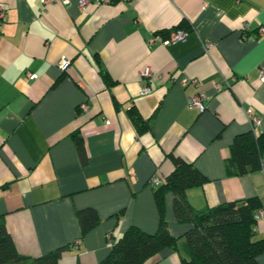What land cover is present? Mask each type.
Listing matches in <instances>:
<instances>
[{"label": "crops", "instance_id": "crops-1", "mask_svg": "<svg viewBox=\"0 0 264 264\" xmlns=\"http://www.w3.org/2000/svg\"><path fill=\"white\" fill-rule=\"evenodd\" d=\"M97 1L0 0V216L17 252L66 246L58 264H96L129 226L155 232L149 179L164 180L174 158L207 179L186 190L192 209L255 197L264 210V170L236 175L229 164L236 135L264 133V0ZM176 29L184 40L161 43ZM197 94L201 110L189 104ZM132 111L147 123L140 132ZM173 197L165 194L164 218L178 248L144 264L188 257L190 225L176 221ZM84 207L99 222L81 236ZM254 238L264 239V218Z\"/></svg>", "mask_w": 264, "mask_h": 264}, {"label": "trees", "instance_id": "trees-1", "mask_svg": "<svg viewBox=\"0 0 264 264\" xmlns=\"http://www.w3.org/2000/svg\"><path fill=\"white\" fill-rule=\"evenodd\" d=\"M103 78L109 82L106 74ZM130 119L140 132L147 127L136 112ZM75 147L82 163L86 155L82 138L78 135ZM229 164L236 175L258 170L264 159V133L255 135L249 131L233 138L229 146ZM174 169L164 180L154 186V198L159 209V221L155 232L148 233L137 226H129L110 246L108 255L96 264H144L165 249L177 250V238L172 236L164 218V197L173 194V211L178 223H188L184 233L188 257L181 264H258L256 256L264 252V239H255V214L260 207L257 198H245L224 202L213 208L194 210L186 199V190L207 181L191 163L174 158ZM81 236L99 222L97 211L84 207L76 211ZM66 246H60L37 257L17 252L0 216V264H58ZM157 262L156 264H159Z\"/></svg>", "mask_w": 264, "mask_h": 264}, {"label": "built area", "instance_id": "built-area-1", "mask_svg": "<svg viewBox=\"0 0 264 264\" xmlns=\"http://www.w3.org/2000/svg\"><path fill=\"white\" fill-rule=\"evenodd\" d=\"M55 0H42V4H48V3H51V2H54ZM60 2H62L63 4H67L68 3V0H58ZM108 0H98L97 1V4L101 3V2H107ZM133 1V0H132ZM86 0H80V6H84ZM5 18V7H4V4L3 2H0V21H3ZM243 29H244V32L242 33V36L243 37H246V33L245 31L248 30V24L247 23H244L243 24ZM185 35L186 33L180 29H176V30H173L171 32H169L168 34V37L164 38V39H159L161 41V43L163 44H169V43H173V42H177V41H182L185 39ZM157 41V37L156 36H151L149 39H148V42L149 43H154ZM209 44H207L206 47H208ZM68 59L66 58H63L61 59L59 62H58V66L61 68V69H65L67 64H68ZM144 75H148L150 74L149 70L148 69H145L144 72H143ZM259 78L261 80H264V69H260L259 70ZM29 77H33L34 75L32 74H28ZM216 87H219L217 84H215ZM149 92V88L147 87H144L142 88V91L141 93L143 94H146ZM202 98H203V95L201 94H197L191 98H189V104L191 106H194V107H197L199 110L203 109V101H202ZM249 121H250V124L252 126V128L254 127V125L258 124L259 123V118L255 115V114H251L250 117H249ZM261 168L262 170H264V159H262L261 161ZM149 183L151 185H158L160 183V179L157 178V177H153V178H150L149 179ZM255 218L258 220V219H261V218H264V210H262L261 208H259L257 210V213L255 214Z\"/></svg>", "mask_w": 264, "mask_h": 264}]
</instances>
